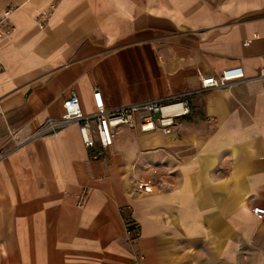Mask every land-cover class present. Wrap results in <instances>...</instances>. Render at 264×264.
<instances>
[{"label":"crops","instance_id":"obj_1","mask_svg":"<svg viewBox=\"0 0 264 264\" xmlns=\"http://www.w3.org/2000/svg\"><path fill=\"white\" fill-rule=\"evenodd\" d=\"M7 11L0 264H264V0H0ZM231 67L245 79L194 95L171 135L123 127L89 151L74 123L17 146L62 116L71 90L87 111L94 89L113 109ZM147 180L151 194L137 190ZM127 219L141 225L134 244Z\"/></svg>","mask_w":264,"mask_h":264},{"label":"built area","instance_id":"obj_2","mask_svg":"<svg viewBox=\"0 0 264 264\" xmlns=\"http://www.w3.org/2000/svg\"><path fill=\"white\" fill-rule=\"evenodd\" d=\"M10 13V11L0 13V41L9 38L15 31ZM48 16V13H42L37 17L39 28L45 27ZM248 44L245 45L248 46ZM2 71L3 67L0 63V73ZM259 77H264V69H261ZM243 79H245V73L242 67H231L223 70L218 77H201V87L197 91L183 92L113 109L106 107L101 91L94 89L93 108L90 111L84 108L77 91L71 90L63 101L62 116L59 119H47L35 133L18 141L17 146L57 134L74 123L78 124L81 141L89 151L96 150L98 145L102 149H108L114 142L118 131L123 127L138 126L142 133L160 132L164 135H171L192 114L191 98L194 95L211 89L230 88ZM136 186L140 192L153 193L152 180L139 181ZM89 195V191H83L77 196L79 208L85 207ZM253 213L258 217L264 216V210L260 208L253 209ZM125 236L129 244H134L141 236V225L133 219L125 220ZM133 262L134 264H147L143 254L137 255Z\"/></svg>","mask_w":264,"mask_h":264}]
</instances>
